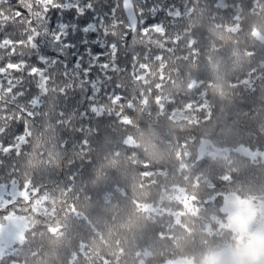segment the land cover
I'll list each match as a JSON object with an SVG mask.
<instances>
[{
  "label": "clouds",
  "instance_id": "obj_1",
  "mask_svg": "<svg viewBox=\"0 0 264 264\" xmlns=\"http://www.w3.org/2000/svg\"><path fill=\"white\" fill-rule=\"evenodd\" d=\"M206 3L188 35L183 23L170 32L169 39L176 32L182 37L172 52L133 37L135 46L122 53L121 70L108 85H120L123 102L98 97L103 122L92 120L99 134L89 137L86 157L62 147L70 128L56 123L58 85L39 98L40 107L0 93V114L9 109L7 120L0 116V142L21 123L31 129L22 153L12 157L18 180L54 188L74 165L83 169L78 207L84 218L51 232L45 226L63 219L59 199L52 206L55 217L34 205L41 214L28 213L31 230L26 238L23 231L17 236L18 264H73L84 252L82 241L88 251L77 264H100L105 257L110 264H264V155L255 158L264 153V0H225L222 9L215 0ZM20 5L31 15L14 23L6 39L22 46L0 45V63L35 56L27 22L37 21L39 28V6L36 0ZM123 27L122 20L110 31L118 36ZM145 49L164 59L144 60ZM134 62L148 64L150 71L135 69L143 79L132 75ZM253 73L254 89L243 83ZM38 83L33 78V87ZM201 102L204 111L196 108ZM18 104L37 118L21 121ZM6 172L0 169V183L8 182Z\"/></svg>",
  "mask_w": 264,
  "mask_h": 264
},
{
  "label": "snow or ice",
  "instance_id": "obj_2",
  "mask_svg": "<svg viewBox=\"0 0 264 264\" xmlns=\"http://www.w3.org/2000/svg\"><path fill=\"white\" fill-rule=\"evenodd\" d=\"M39 6V28L37 21L28 20L32 32L33 59L16 60L10 63H0V93L7 92L9 96L16 98L27 97L33 102V107H40L39 98L47 96L50 86L58 85L57 96L59 102H54L56 108V123L60 126L70 128L65 133L62 147L72 153L74 157L87 156L91 143L89 137L98 135L93 131L92 120L103 122V112L97 103L98 97L104 95L106 98L117 102H123L120 94V85H108L113 80V74L121 70L122 53L127 52L135 46L136 34L147 39L149 48L153 45L160 51L172 52L173 44H180L182 37L179 32L169 39L177 24L183 23L185 35L187 29L195 23L197 9L206 10L209 5L201 0H186L185 3L177 4L161 3L160 0H36ZM35 6V5H34ZM215 7L222 9L226 7L225 0H215ZM7 8V11L5 10ZM31 12L20 5V0H0V27L4 32L0 33V45L11 43L21 44L20 41L6 39V33L11 32L14 23H19ZM71 16L72 19H66ZM163 19H159V17ZM90 17V22L81 26L78 21L81 18ZM155 18V19H154ZM125 21L118 36L110 29L120 28L121 21ZM151 21V22H149ZM82 34L77 42V34ZM95 33L97 39L92 43L100 45L104 51L97 54L90 45L89 35ZM155 34L159 39L153 40L149 37ZM195 48L196 42H189ZM85 45L81 52H77L79 45ZM9 52L12 48L7 49ZM51 50L54 55L49 54ZM197 54V53H193ZM15 55V53H13ZM130 59L140 61V57L133 55ZM155 59L162 61V55L152 56L149 49H145L144 60ZM132 75L138 80L135 69L138 67L141 73L150 71L145 62L133 63L131 65ZM128 71L127 68L123 69ZM9 73H15L10 76ZM39 81L33 87L32 80ZM256 74L244 81L253 89L255 88ZM157 103L161 98L157 97ZM174 101L169 100V104ZM16 111L20 113L19 119L23 121L35 120L37 113L29 111L18 104ZM188 110L192 109L191 103L186 105ZM197 110L204 111L207 105L203 102L197 104ZM2 119L9 118V109L4 108ZM208 116L212 112L208 111ZM15 117L13 121L15 122ZM77 121H79L77 123ZM98 127V126H97ZM7 131V129H5ZM31 136V129L24 123L18 127V131L9 139L0 142V169L7 167V183H0V264H18L21 244L17 236L23 231L25 238L31 230L28 213L34 217L41 214V210H33L34 205H42L43 209L56 216L53 207L59 199L61 207L59 211L63 214L62 221H54L45 227L51 232L64 231L65 227L77 219L84 218L78 203L81 200L80 177L83 169L78 165L70 168L65 183H58L54 188L46 185H37L31 179L20 181L17 179L18 170L12 163V157L22 153L24 146ZM264 153H256L259 159ZM83 163V161H81ZM92 164L91 160L87 161ZM148 175V173H145ZM34 198V199H33ZM107 199V197H105ZM24 202L25 207H21ZM80 247L84 252H77L73 264L83 260L87 254V241H82ZM100 264H110L108 259L100 261Z\"/></svg>",
  "mask_w": 264,
  "mask_h": 264
},
{
  "label": "trees",
  "instance_id": "obj_3",
  "mask_svg": "<svg viewBox=\"0 0 264 264\" xmlns=\"http://www.w3.org/2000/svg\"><path fill=\"white\" fill-rule=\"evenodd\" d=\"M151 2H152V0H149V3H151ZM160 2L161 3H172V2H177V0H160ZM66 19H72V17L68 16V17H66ZM159 19H163V17L161 16V17H159ZM88 22H90V17L81 18V20L78 21V23H80L81 26L86 25ZM149 22H151V21H149ZM81 35L82 34H80V33L77 34V42L78 43H79V37ZM97 38L98 37H97V35L95 33L90 34L89 35V41H90V45L89 46H91L93 48V51L95 53L100 54V53H102L104 51V49L100 45L92 43V41H95ZM84 48H85V45L80 44L79 47L77 48V52L83 51ZM49 54L50 55H54V53H52L51 50H49ZM105 258L109 260L108 257H105Z\"/></svg>",
  "mask_w": 264,
  "mask_h": 264
}]
</instances>
